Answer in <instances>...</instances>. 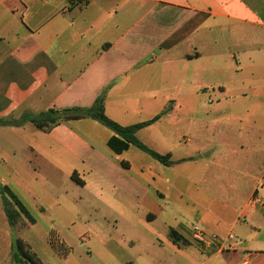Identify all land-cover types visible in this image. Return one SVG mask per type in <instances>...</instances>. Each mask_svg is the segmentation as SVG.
Here are the masks:
<instances>
[{"label": "crops", "instance_id": "0c3cea01", "mask_svg": "<svg viewBox=\"0 0 264 264\" xmlns=\"http://www.w3.org/2000/svg\"><path fill=\"white\" fill-rule=\"evenodd\" d=\"M71 1L0 0V119L13 123L0 129L33 139L29 156L14 165L20 193L27 196L21 178L31 179L24 169L34 158L85 187L87 174L112 192L136 187L145 193L148 221L164 217L169 232L188 243L170 238L174 259L264 264V0ZM251 82L261 85L254 115L242 111ZM101 96L105 114L122 126L161 115L137 136L170 154L171 164L136 146L115 154L108 146L115 133L93 119L50 131L25 120L52 109H90ZM256 193L262 205L250 206ZM4 216L3 209L0 220L10 227ZM24 218L15 228L36 224ZM193 226L236 239L224 251L206 249L193 239ZM52 233L67 254H57L49 239L51 249L67 261L69 247ZM1 248L0 264H21L11 245Z\"/></svg>", "mask_w": 264, "mask_h": 264}, {"label": "rangeland", "instance_id": "374dc122", "mask_svg": "<svg viewBox=\"0 0 264 264\" xmlns=\"http://www.w3.org/2000/svg\"><path fill=\"white\" fill-rule=\"evenodd\" d=\"M247 85L245 95L248 100L242 111L254 115L259 112L257 96L261 85L252 82ZM26 138L0 129L3 151L0 153V185L17 194L36 219V224H27L21 229L4 227L0 220V262L4 256L1 247L11 245L12 248L14 240L21 238L44 264H188L187 259L173 258L168 248L170 232L164 217L148 221L142 202L145 193L141 189L132 187L127 192L119 188L112 192L98 176L88 174L85 177L88 186L85 187L67 175L63 168L34 158V163L24 169L31 179L28 180L26 175L21 178L27 182L23 186L27 196L22 195L15 185L19 176L15 175L18 169L14 165H20L29 156L26 147L33 139ZM2 158L6 159V164ZM130 176L136 179L135 174ZM110 196L115 197V201H108ZM3 209L0 194V214ZM52 231L57 232L69 247L71 253L67 261L55 254L61 252L60 247L54 249L55 252L51 249ZM86 233L90 237H83Z\"/></svg>", "mask_w": 264, "mask_h": 264}, {"label": "trees", "instance_id": "16d2710c", "mask_svg": "<svg viewBox=\"0 0 264 264\" xmlns=\"http://www.w3.org/2000/svg\"><path fill=\"white\" fill-rule=\"evenodd\" d=\"M71 2L72 6H75L78 4L87 3L88 0H72ZM160 117L161 115H158L154 119L147 122L130 126H122L111 120L105 114L104 97L101 96L96 100L95 104L90 109H52L47 112H42L39 115L30 116L25 120H30L41 130L50 131L55 126L69 120L93 119L115 133V135L108 140V146L115 154L120 155L129 150L131 146H136L159 162L165 165H169L171 164L170 154L161 155L157 153L142 141H140L137 136L139 130L156 122ZM11 124L13 123L0 119V125ZM73 178L78 183L80 182L75 177ZM0 194L2 196L6 217L11 228H15L22 217L27 218L31 223H35V220L29 214L28 210L24 207L18 197L11 191V189L6 186L3 187L0 185ZM53 236L54 234L52 233L50 237V244L52 245V247L54 249L60 247L61 252L59 253L63 256L66 255L67 249L64 248L62 244H59ZM170 238L175 244H188L185 239L173 229L170 231ZM57 244H59V246ZM12 250L14 252V259L21 264H42L35 254L30 253L26 249L24 243L20 239L14 240Z\"/></svg>", "mask_w": 264, "mask_h": 264}, {"label": "built area", "instance_id": "2783aa9c", "mask_svg": "<svg viewBox=\"0 0 264 264\" xmlns=\"http://www.w3.org/2000/svg\"><path fill=\"white\" fill-rule=\"evenodd\" d=\"M264 186V183L261 184ZM250 206L262 205V200L258 194H254L252 199L249 201ZM193 239L196 243L204 246L206 249L210 248L212 245H218L219 249L224 251L230 246L229 243L236 239L235 235L230 233L225 240L220 239L216 235H207V233L201 229L199 226H193ZM241 264H248V260L243 261Z\"/></svg>", "mask_w": 264, "mask_h": 264}]
</instances>
